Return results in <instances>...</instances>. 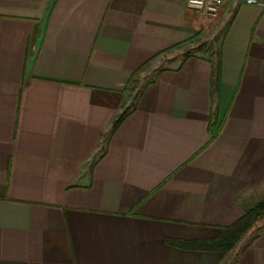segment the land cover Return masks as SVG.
<instances>
[{
	"label": "crops",
	"instance_id": "0c3cea01",
	"mask_svg": "<svg viewBox=\"0 0 264 264\" xmlns=\"http://www.w3.org/2000/svg\"><path fill=\"white\" fill-rule=\"evenodd\" d=\"M218 19L206 55L187 0H0V264H264V220L170 242L264 198V0Z\"/></svg>",
	"mask_w": 264,
	"mask_h": 264
},
{
	"label": "trees",
	"instance_id": "16d2710c",
	"mask_svg": "<svg viewBox=\"0 0 264 264\" xmlns=\"http://www.w3.org/2000/svg\"><path fill=\"white\" fill-rule=\"evenodd\" d=\"M220 54V51L217 52ZM220 62L218 61V64ZM219 67L216 69L218 72ZM217 79V78H216ZM135 96H138L137 94ZM132 110V106L126 107L113 122L111 132L115 131ZM264 220V198L250 207L243 217L229 226L221 228L219 235L207 240H171L173 246L187 250L218 251L223 254L233 251L246 237L254 226Z\"/></svg>",
	"mask_w": 264,
	"mask_h": 264
},
{
	"label": "rangeland",
	"instance_id": "374dc122",
	"mask_svg": "<svg viewBox=\"0 0 264 264\" xmlns=\"http://www.w3.org/2000/svg\"><path fill=\"white\" fill-rule=\"evenodd\" d=\"M203 20H207L206 24L203 25V32H201V34L198 35V37H196L192 42H190L186 48H184V52L185 51H192V52H200V53H204L206 55H209V53H215L217 54V50L219 48V43H220V38H221V33L218 31L219 30V19H214V20H209L206 18H203ZM219 32V33H218ZM197 48V49H196ZM151 77H144L142 78V80H140V82H137L138 85L135 84L133 85V91H132V95H134L133 97H135L136 94H138V92L140 91V89L142 88V85L149 81ZM137 87V88H135ZM133 103V98L131 99V102ZM248 239L244 238L241 243L236 247L235 250H239L242 246V244H244V242H246Z\"/></svg>",
	"mask_w": 264,
	"mask_h": 264
},
{
	"label": "built area",
	"instance_id": "2783aa9c",
	"mask_svg": "<svg viewBox=\"0 0 264 264\" xmlns=\"http://www.w3.org/2000/svg\"><path fill=\"white\" fill-rule=\"evenodd\" d=\"M229 0H187L188 8L203 19L214 20L218 19ZM245 4L256 5L260 4L261 0H242Z\"/></svg>",
	"mask_w": 264,
	"mask_h": 264
}]
</instances>
